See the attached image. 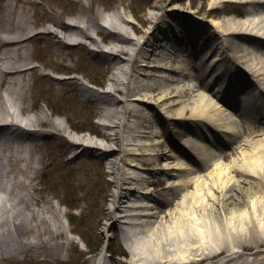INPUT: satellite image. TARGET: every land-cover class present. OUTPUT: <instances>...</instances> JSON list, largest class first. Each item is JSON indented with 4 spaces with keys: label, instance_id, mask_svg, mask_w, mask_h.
<instances>
[{
    "label": "rangeland",
    "instance_id": "obj_1",
    "mask_svg": "<svg viewBox=\"0 0 264 264\" xmlns=\"http://www.w3.org/2000/svg\"><path fill=\"white\" fill-rule=\"evenodd\" d=\"M29 1L38 5L35 16L38 20H44L45 15L57 14L56 16H58V13L61 11H70V14L57 17L58 20L65 24L68 23V25V17L79 11L86 13L95 22H99L101 19L99 14L114 15L118 13L130 22L129 25H126V28L129 30V36L135 42H142L154 25L164 24L167 26V35L170 36L171 40L169 45L159 52H164L167 57H171V50H178V55L175 59L177 62L174 66L178 69H183L184 74L188 75V77L185 78L183 72L173 75L170 72L161 71L159 73L160 78H150L149 80L142 75L135 78L136 75L133 76L132 74L128 79L132 84L135 85L137 81L144 84H158L162 81L166 83L167 79L174 78L175 80H184L193 87L199 81L202 84L204 83V85L206 84L207 89L220 93H225L230 86H235L236 92H234V98L229 99V102L238 111L240 106L247 104L250 106L258 98H260L259 102L263 103L264 107V94L261 92L264 90V84L258 82L254 83V85L252 84L251 79L256 80V77L249 76L246 73L247 67L238 63V60L234 58L237 54L232 57L231 53H229L230 51H223V48L220 46L222 39L218 38L210 27L213 21L220 22L233 17V12L236 9L237 15L240 14L238 16L242 19L241 13L245 10L243 7L236 8L231 4L227 6L226 3L225 5L219 4L221 8L210 10L209 5L212 0H162L160 1L162 2V7L153 10H151L149 5L158 2V0ZM1 2L2 0H0V4ZM21 10L26 11L28 15H31L33 12L28 5L18 3L16 15L21 13ZM151 12L158 13V17L156 20L153 19L152 22L148 21V16ZM261 12L264 14V9ZM2 14L3 8H0V15ZM100 24L104 26L101 31L94 32L92 29H89L88 32L107 44L111 40L112 33L109 31V28H105L106 25L104 23L100 22ZM73 29L69 27L66 30L72 31ZM43 30L42 26L36 27L35 29H31L28 35L41 33ZM172 35L174 37H171ZM246 39L248 40L250 37H246ZM251 40L253 42L256 41L254 39ZM38 42L41 45L40 49L32 51V54L37 59L36 61H29L28 68L36 64L40 65L43 62L58 63L45 49V45L48 42L42 40ZM257 42L259 41H256V44L252 43L250 45H248L249 43H244L243 46L247 50H251V45L256 47L258 45ZM260 43H262V46L264 45L263 41H260ZM213 46L215 49H213ZM73 49V61H69L70 59L68 60V58L63 59L64 65L72 69L71 72L67 74L62 73L63 75L58 76L56 74L49 75L47 70H39L37 77L30 81L29 92L26 94V102L31 106L34 104L36 110L29 113H25V111L21 112L20 115H23L20 118H23L25 115L31 117L37 115L36 117L39 121L43 120L42 127L36 128L40 129V133L47 130L53 131L51 123H54L56 118H60L68 129L69 137L80 140L90 139L96 143H101L105 132H107V129H104L102 125L105 123L104 119L101 114L95 112V102L85 93H79L81 87L87 88L88 84H81V81L78 80L73 87V85L65 82L69 81V77L81 76L87 83L96 84L97 86L100 84L103 89L109 83L110 77H112V74L116 70L107 67V64L100 59V52L92 51L86 45H84V48L81 45L74 46ZM103 49L106 50L105 47ZM189 52L192 54L187 56ZM216 56L220 62L209 67V63ZM120 57L124 58V55H120ZM257 57L255 58V64L258 66L260 63L264 64L262 56L257 55ZM207 59L208 61L206 62ZM202 61L205 62L203 65L201 64ZM217 70H221L222 74H218L219 80L214 85L213 82L217 79L215 75ZM240 74L242 75L240 76ZM243 74L248 79H243ZM191 75H198V80L190 78ZM43 78L46 80L44 81ZM174 86L178 88V94L182 95L179 93V90L182 88L181 83L176 81ZM88 88L94 91L92 90L93 88ZM65 90L69 93H66ZM141 90L140 94L148 98V101L153 102L154 105L149 104L144 107L143 105L136 104L137 109L148 118L147 121H141L142 124L140 126L139 119L130 118L129 120H125L126 125L140 127L136 129L140 131V137L138 138V144L134 147L141 155L146 152L153 153L155 152L154 143L157 142L161 144L160 147H157L160 152H164L166 155H173L176 159L157 161L156 157L149 156L124 157V152L119 156L124 161H128L129 158H131L130 160L134 159L132 163L136 167L131 169L133 175L142 178L147 188H152L149 191L151 192L150 195L146 199H138L139 194H136L135 197L137 203L142 202L144 206L150 208V210L147 209L150 212L146 216L145 221L144 218L137 221L136 227L140 230H143L145 227L143 225L148 222L145 232L138 236L140 249L136 253H131L130 246L121 234L109 228L111 225L110 219H104L102 216L106 214L111 204L112 198L110 195L113 190L112 181L114 179L113 175L108 171L110 168L107 167L106 161H104L102 166L98 164L99 151L92 148H85L84 150L77 148L76 150H68L65 155H62L60 151L63 148L58 143L54 141L48 143L47 137H40L41 139L38 140L40 148L46 150V154L33 153L34 162L36 161L35 166L38 167L39 178L34 182V192L37 197L36 202L30 204L29 207L40 213L44 207L48 206L46 203L51 205L49 206L50 212L46 213V215L52 217L57 213H61L58 225L60 227L59 231L62 233L56 237H49L48 233H45L43 236H36L33 227L36 222L30 221L29 223L21 224L23 219L19 218L21 217L19 215L21 211H18L17 218L20 219V224L18 223L15 232L9 220L10 218H7L6 223L0 222V233L3 232L0 234V264H91L100 252H102V262H106L107 264H127L130 260L136 264H174V259L170 258L175 255V251L179 245L182 246V251H187L184 253L192 260L198 258L199 253L201 256L207 257V259H202L196 264H206L209 261L214 263L220 260H223V264H248V262L254 261L255 258L264 259V211H262L260 204L256 207V213L253 214L251 207L248 210L252 217V223L247 218L243 221L218 223L217 221H213L216 213L209 206L208 194L196 200L192 196H189L194 191L195 184L199 183L202 178L209 176L214 164L220 162V164L231 165L233 161L236 164H240L242 155L248 149H240L239 145H236L238 149L235 152L230 151L228 147L229 140H226L229 136L225 135L223 140H219V136L217 135H220L221 132L219 130L223 129L222 125L218 126V124L223 121L212 120V131L211 128L210 130L209 128H202L200 135L204 139L202 138L201 141L197 140V142L203 148L209 149V152L219 154L221 151H224L229 155L226 159L220 158L217 162H211L213 165L209 164L206 168L198 170L197 165L195 166L197 163L187 158L189 153L187 154V151L182 147L186 138L195 139L189 134L185 138L180 136V133H185L187 130L197 129V126L193 122L185 120L191 118V116L183 117L178 122L169 119L174 118V115L178 113L181 107L167 108L164 104L161 105L159 102H156V99L160 97V93L162 95L168 91L167 87L160 88L161 91L159 89L151 90L150 88ZM192 94L188 95L187 98L192 96ZM115 97L119 99L120 95H115ZM47 100L55 113L65 111V115L69 116V122L64 115H52L50 109L45 104ZM245 100L250 102H245ZM193 106L194 103L188 105V114L191 113ZM40 114L43 115L40 116ZM226 114L231 115L230 120L233 121L231 130L233 134L240 133L242 126H239L237 123V114L239 115L240 113L229 111ZM1 119H7L6 115H3ZM263 120L261 119V112L257 108L254 109L251 122L264 128L261 125ZM70 124L81 130L70 128ZM147 127L149 128L147 129ZM160 130L164 133L155 135ZM151 131L154 135L150 134ZM94 133L97 136L93 135ZM243 140H245V137ZM109 145L116 148L114 144L109 143ZM21 150L20 156H29L28 149ZM142 160L149 161L152 165H142ZM1 162L0 168L4 167L6 169L4 160L3 165ZM155 163L158 164L160 169L179 168L180 166L185 169H181V171L168 169L165 173H157L154 169ZM166 172L173 174V176L170 175L168 177ZM80 174H82V177H80ZM231 175L235 179H240L241 177L240 174L234 172ZM77 176L80 178H77ZM187 176L194 180L197 178L201 179L186 188L174 187L176 184H182ZM20 178V175L13 177L10 174L1 180L2 186L9 189L14 181ZM161 181L165 182L160 184L159 182ZM156 182L159 184L156 185ZM168 186L174 187V190H170ZM175 191L177 192V196L173 194ZM4 193L0 190V199H3ZM210 193L212 195V192ZM223 193L225 194V192ZM138 200L141 202H138ZM6 204H11V202L8 201ZM157 210H160L161 213L156 219L151 221L153 219L151 217H153ZM26 211V209H23L22 213L27 215ZM123 226L122 224H118L116 228ZM197 229L202 231L201 235ZM64 231L66 233L69 231L68 237H66ZM245 232L247 235L244 234ZM220 234L225 235L222 240H218ZM180 235L186 239L181 240L176 238L180 237ZM190 237L202 238L196 242L197 238L192 239ZM214 240L219 241L218 251L213 245ZM181 241L184 242L182 243ZM201 241H206L208 247L203 252H197L194 246H198L202 243ZM231 248L239 252L235 255H229ZM118 252H122L124 256L117 255Z\"/></svg>",
    "mask_w": 264,
    "mask_h": 264
},
{
    "label": "bare ground",
    "instance_id": "obj_2",
    "mask_svg": "<svg viewBox=\"0 0 264 264\" xmlns=\"http://www.w3.org/2000/svg\"><path fill=\"white\" fill-rule=\"evenodd\" d=\"M160 1L162 0H158V2L149 5L151 10L160 9L162 7V2ZM18 3L21 5H28L33 11L32 14L28 15L26 11L21 10V13L16 15V6ZM219 4H226L227 6L231 4L236 8H245L241 13L242 19L238 16L240 14L237 15L236 9V12H233V17H229L220 22L213 21L210 27L215 32L216 36L222 39V41H220V46L223 48V51H230L229 53H231L230 55L232 57L237 54L234 58L238 60V63L247 67L246 73L249 76L256 77V80L251 79L252 84L254 85L256 82L264 84V64H259V62V66L255 64V58H258L257 55H261L264 60V45L262 46V43H260V41L264 42V14L261 12L264 9V0H212L209 5L210 10L221 8ZM0 8H3V14L0 15V161H2L1 163L3 165L4 160L6 165V169H4V167L0 168V190L1 192H5L3 199H0V204H2L0 207V222L3 221L6 223V220H8L7 218H10L9 220L15 232L20 219H23L21 224L35 221L36 223L33 227L38 237L43 236L45 233H48L49 237H56L62 233L59 231L60 227L58 225L61 213H57L52 217L46 215V213L50 212L49 206L51 205L46 203L48 206L44 207L40 213H37L33 208L29 207L30 204L36 202L37 197L34 192V182L39 178L38 167L35 166L36 161L34 162L33 153L39 152L40 154H46V150L40 148L38 140L41 139L40 137H47L48 143L54 141L63 148V150L60 151L62 155H65L68 150H76L77 148H82L83 150L85 148H92L99 151L98 164L102 166L104 161H106L107 167L110 168L108 171L113 175L114 179L112 181L113 190L110 195L112 198L111 204L106 214L102 216L104 219H110L111 225L109 228L121 234L123 239L130 246L132 250L131 253H136V251L140 249L138 245V236L145 232L148 223H145L143 225L145 226L144 229L140 230L136 227L138 224L137 221L141 218H144L145 221L146 216H148L150 212L148 211L150 208L144 206L140 200H138V202L140 201L141 203H137L135 197L136 194H139L138 199H146L150 195L151 192L149 191L152 188H147L142 178L133 175L131 169L136 167V165L132 163L134 159L130 160L131 158H129L128 161H124L120 159L119 156L124 152V157L149 156L156 157L157 161L162 159H176L173 155H166L164 152H160L157 147H160L161 144L157 142L154 143L155 152L153 153L146 152L141 155L134 147L138 144V138L140 137V131L136 129L140 128L139 126L142 124L141 121H147L148 119L137 109L138 107H136V104L143 105L144 107L149 104L154 105L153 102L148 101V98L145 96L143 97L140 91L145 88L160 90V88L163 89V87H167L168 91L162 95L160 93V97L156 99V102H159L161 105L164 104L167 108L181 107L178 113L174 115L175 117L169 119L178 122L181 121L183 117L191 116V118L185 120L191 121L197 126V129L187 130L185 133H180V136L185 138L189 134L195 139L186 138L182 147L187 151V154L189 153L187 158L197 163L195 166L197 165L198 170L206 168L209 164L211 165V162L214 163L219 161L220 158L226 159L229 155L224 151H221L219 154H215L211 151L209 152V149L203 148V146L197 142V140L201 141L203 138L202 135H200V130H202V128H209V130L211 128L212 131V120L223 121L218 124V126L222 125L221 127H223V129L221 131L219 130L221 133L217 135L219 136V140H223L225 135L229 136L226 140H229L228 147L230 151L235 152L236 149H238L236 145H239L240 149H248L247 152L242 155L240 164H236L235 161H233L231 165H224L217 162L214 165L212 164L213 169L208 177L194 180L187 176L182 184H176L174 187L186 188L190 184L198 182L201 179L199 183L195 184V189L189 196H192L194 200H196L208 194L209 206H211V209L216 213L213 221H217L218 223H225L226 221H229V223L243 221L246 218L252 223V217L250 216V211H248L249 208L251 207L254 214L256 213L257 205L260 204L262 211H264V128H261L259 125H254L251 122L252 112L256 108L261 112V119H264V107L263 103L259 102L260 98L254 101L250 106L245 103L250 101L245 100L244 103L247 105L240 106L238 111V109L229 102L234 98V92H236L235 86H230L227 92L220 93L212 89H207L206 84L204 85V83L202 84V82L199 81L198 84L193 87L184 80H175L174 78L167 79L166 83L162 81L158 84H144L137 81L134 85L128 80L129 76L132 74L133 76L136 75L135 78L142 75L150 80V78H160L159 73L161 71H167L173 75H178L183 72V69H178L174 66L177 62L175 59L178 55V50H171V57H167L164 52H159L163 51L164 47L169 45L171 40L170 36L167 35V26L164 24H161L162 26L159 24L154 25L151 30L148 31V35L142 42H135L129 36V30L126 28V25H129L130 22L118 13L114 15L99 14L101 19L99 22H95L91 20L86 13L79 11L68 17V25V23L65 24L58 20L57 17L70 14V11H61L58 13V16H56L57 14L45 15L44 20H38L35 17L38 5L29 0H2ZM157 17L158 13L151 12L149 13L148 21L152 22V20H156ZM100 22L104 23L106 27L109 28L112 36L111 40L106 44V50L100 49L99 56L100 59L107 64L108 68L116 71H114L112 77L109 79V83L102 90L91 91L88 87H81L79 93H85L95 102V112L101 114L105 122L102 125L104 129H107L104 139L101 143H96L90 139L80 140L71 138L69 137L67 127L60 118H56L54 123H51L53 131L47 130L40 133V129L36 128L42 127L41 124H43V120L39 121L36 117L37 115H33L34 117L25 115L23 118H20L23 115H20L21 112L25 111V113H29L30 111L33 112L36 110L34 104L31 106L26 102V94L29 92L30 81L37 77L39 70H47L49 75L58 73L67 74L71 72L72 69L66 67L63 63V59L65 58H68V60L70 59L69 61L71 62L73 61L72 54L74 53V46L70 45V41L72 39H77L79 42L77 46L81 45L83 48L84 45L80 42L83 40L91 42L95 46L102 45L103 41L95 38L88 32L89 29H92L94 32L101 31L104 26H102ZM40 26L44 29L41 33L28 35L31 29ZM69 27L74 29L72 31H67L66 29ZM171 37H174V35ZM246 37H250V39L247 40ZM251 39L259 41L257 42L258 45H256V47L251 45L252 49L247 50V48L243 46L244 43H249L248 45L252 43L256 44V41L253 42ZM41 40L48 42V44L45 45V49L55 61H58V63L43 62L40 65L36 64L28 68V62L33 60L36 61L37 59L35 55L32 54V51L40 49L41 45L38 41ZM213 49H215L214 46ZM191 54L192 53L189 52L187 56ZM120 55H124V58H121ZM214 59V62L211 61V63H209V67L220 62L217 56ZM207 61L208 59L206 62ZM204 63V61L201 62L202 65ZM218 74L221 75L222 71L217 70V72H215L217 79L214 80V85H216V81L219 80ZM241 75L242 74H240V76ZM44 76L47 77L46 75ZM183 76L185 78L188 77L184 72ZM190 78L198 80V75H191ZM242 78L244 79L247 77L243 74ZM74 79L76 80L73 81ZM45 80L46 79H44V81ZM68 80L69 81L65 83L73 85V87L78 80L81 81V84L86 83L91 85V83H87L81 76H72L69 77ZM176 81L181 83L182 88L180 89L181 91L179 90V93L182 95L178 94V88L174 86ZM65 92L69 93L67 90H65ZM261 92L264 94V90ZM190 94H192V96L187 98ZM115 95H120V98H116ZM191 103H194V106L192 107L191 113L188 114V105ZM45 104L50 109L52 115H64L69 122V116L65 115V111L55 113L48 100L45 101ZM229 111L240 113L239 115L237 114V123L239 126H242L240 133L233 134L231 130L233 122L230 120L231 115L226 114L227 112L229 113ZM3 115H6L7 119H1ZM42 115L43 114H40V116ZM130 118L139 119V126L126 125L125 120H129ZM261 125L262 127L264 126V120ZM70 128L77 130L78 127L70 124ZM148 128L149 127H147V129ZM78 130L81 129L78 128ZM215 132L217 131L215 130ZM160 133L163 134L164 132L160 130V132L155 135H160ZM150 134L154 135L152 131ZM244 137L245 140H243ZM109 143L116 145V148L111 147ZM20 148L28 149L29 156H20L19 153L22 151ZM142 165L147 166L152 165V163L142 160ZM154 167L157 173H165L168 169L179 171L185 169L182 166L179 168L160 169L156 163ZM232 172L240 174V179H235L231 175ZM10 174L13 177L20 175L21 178L16 179L12 186L7 189L2 186L1 180L8 177ZM81 175L82 174H80V177H82ZM166 175L168 177L170 175L173 176V174L168 173ZM78 176L77 178H80ZM164 182L165 181H161L159 183L162 184ZM159 183L156 182V185ZM174 187L168 186L170 190H174ZM201 187L203 188L201 189ZM210 192H212V195ZM223 192H225V194ZM173 194L177 196L176 191L173 192ZM8 201H10L11 204H6ZM23 209L27 210V215L22 213ZM18 211H21V214H19L21 215V217H19L20 219L17 218ZM160 213V210H157L153 217H151L153 218L151 221L156 219ZM107 224H105V226H107ZM118 224L124 226L116 228ZM62 229L65 230L63 227ZM197 231L200 235L202 234L201 230L197 229ZM68 233L69 231H67L66 237L69 236ZM180 234L182 233L180 232ZM244 234L247 235L246 232ZM223 237H225V235L220 234L218 240H222ZM176 238L181 240L186 239L182 237V235ZM190 238H197L196 242H198V239L202 237ZM176 240L178 241V239ZM218 240H214L213 242L217 251L219 250ZM184 241L181 242L183 243ZM207 245V242L203 241L198 246H194V249H196L197 252H203L204 249L208 247ZM179 247H181V249H179ZM184 252L187 251H182V246L179 245L175 251V255L170 259H174V264H196L202 259H207V257L201 256L199 253L197 256L198 258L192 260L189 256L187 257ZM238 252V250L231 248L229 255H235ZM101 254L102 252L99 253L91 264H107L106 262H102ZM127 264L136 263L130 260ZM206 264H223V260L214 263L209 261ZM248 264H264V259L260 260L255 258L254 261H250Z\"/></svg>",
    "mask_w": 264,
    "mask_h": 264
},
{
    "label": "trees",
    "instance_id": "obj_3",
    "mask_svg": "<svg viewBox=\"0 0 264 264\" xmlns=\"http://www.w3.org/2000/svg\"><path fill=\"white\" fill-rule=\"evenodd\" d=\"M99 84V83H98ZM100 85V84H99ZM65 205V204H64ZM117 255H119V256H124V254L122 253V252H118V254Z\"/></svg>",
    "mask_w": 264,
    "mask_h": 264
}]
</instances>
